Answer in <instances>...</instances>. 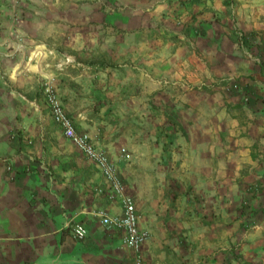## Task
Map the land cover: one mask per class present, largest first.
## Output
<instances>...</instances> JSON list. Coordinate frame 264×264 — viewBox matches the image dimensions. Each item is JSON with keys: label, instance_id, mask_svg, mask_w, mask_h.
<instances>
[{"label": "crops", "instance_id": "crops-1", "mask_svg": "<svg viewBox=\"0 0 264 264\" xmlns=\"http://www.w3.org/2000/svg\"><path fill=\"white\" fill-rule=\"evenodd\" d=\"M11 3L0 0V264L137 261L99 216L122 213L121 199L100 192L47 85L134 196L143 264H264V0H23L17 17Z\"/></svg>", "mask_w": 264, "mask_h": 264}, {"label": "built area", "instance_id": "built-area-1", "mask_svg": "<svg viewBox=\"0 0 264 264\" xmlns=\"http://www.w3.org/2000/svg\"><path fill=\"white\" fill-rule=\"evenodd\" d=\"M20 0H15L19 2ZM241 42L244 36L241 34ZM46 102L55 122L62 128L64 135L76 143L98 168L106 180V186L100 187V192H106L112 200L121 199L123 211L117 215H110L106 211H99L102 222L109 228H117L123 232V242L133 248L137 260L141 262V250L144 242L149 238V232L139 226V213L136 200L131 195L123 178L118 173L117 167L108 152L98 146L91 136L79 130L75 119L66 110L58 93L51 86L45 88ZM76 238L82 239L88 234V229L82 222H77L73 227Z\"/></svg>", "mask_w": 264, "mask_h": 264}, {"label": "rangeland", "instance_id": "rangeland-1", "mask_svg": "<svg viewBox=\"0 0 264 264\" xmlns=\"http://www.w3.org/2000/svg\"><path fill=\"white\" fill-rule=\"evenodd\" d=\"M11 1H13V3H11L13 17H17V16L21 15V14H22V11H23V6H22L23 0H20L18 3L15 2V0H11ZM47 86H51V85H47ZM47 86L44 87V91H43V94H42L44 100H46V96H45V88H46ZM51 87H52V86H51ZM52 88H53V87H52ZM46 103H47V102H46ZM47 105H48V104H47ZM48 109H49V107H48ZM49 112H50V109H49ZM50 113H51V112H50ZM122 152H125V151L122 150ZM123 180H124V179H123ZM124 182H125V180H124ZM141 255H142V253H141ZM141 258H142V256H141ZM136 260H137V255H136ZM136 264H143V260H142L141 262H139V261L137 260V261H136Z\"/></svg>", "mask_w": 264, "mask_h": 264}]
</instances>
